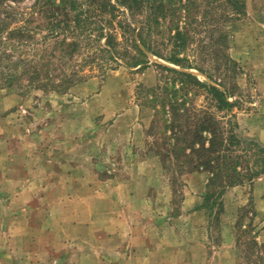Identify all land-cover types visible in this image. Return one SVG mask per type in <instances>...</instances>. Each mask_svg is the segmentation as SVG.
Segmentation results:
<instances>
[{"label": "rangeland", "instance_id": "1", "mask_svg": "<svg viewBox=\"0 0 264 264\" xmlns=\"http://www.w3.org/2000/svg\"><path fill=\"white\" fill-rule=\"evenodd\" d=\"M242 2L238 9L224 4L207 11L200 9L206 18L195 31L192 25L187 47L180 54L186 56L185 64L201 67L216 80L225 81L233 93L229 98L234 100L228 110L231 116H223L226 109L210 104L203 90L185 99L178 92L175 101L173 92L180 86V76L160 64L209 81L195 67H181L150 56L149 64L141 68L123 60H108L111 67L103 69L97 64L106 59L100 52L92 63V74L62 91L34 85L13 90L0 87V165L11 161V156H17L19 163L29 161L37 172L40 164L47 165L42 175L50 179L57 172L59 181L67 185L65 196L75 188L91 195L97 210L105 206L99 195L105 192V181L117 179L134 188L135 177L145 176L152 186L148 190L151 202L143 206V224L151 231L154 222V226H161L162 234L168 215L181 212L185 195L195 193L191 190L195 183L190 188L188 181L197 171H189L190 165L175 154L189 150L191 134L177 143L167 121L178 109L185 129L194 121L188 122L186 113L207 109L208 116L222 119L221 125L228 131L231 128L239 139L227 153L232 155L242 180L226 186L219 178L208 182L210 197L203 202L209 230L208 258L215 264L226 257L214 252L225 242L222 221L230 212L238 264H264V242L258 240L264 213L256 210L250 195L253 181L264 175H252L261 169L260 159L264 157V0ZM170 45L159 47L167 54ZM200 170L211 176L209 169ZM69 179L84 184L71 187ZM235 186L240 188L232 190ZM140 207L137 202L131 205L127 226L141 221ZM171 227L181 232L183 223L174 221Z\"/></svg>", "mask_w": 264, "mask_h": 264}, {"label": "trees", "instance_id": "2", "mask_svg": "<svg viewBox=\"0 0 264 264\" xmlns=\"http://www.w3.org/2000/svg\"><path fill=\"white\" fill-rule=\"evenodd\" d=\"M219 4L232 9L244 5L242 0H0V87L13 90L34 85L62 91L92 74V63L100 52L106 56L97 61L103 69L111 67L108 60L141 68L149 64L150 56L195 67L185 64L187 58L180 54L187 47L192 25L195 31L206 18L205 11ZM202 8L205 11L199 13ZM170 43V52L165 54L159 46ZM160 66L180 76V86L173 92L175 101L178 92L185 99L203 90L210 104L226 109L223 116L229 114L233 93L223 79L216 80L201 67L195 68L209 81ZM208 111L186 113L188 122L194 121L184 129L175 109L167 122L176 142L191 134L189 150L175 153L176 157L185 159L189 171L209 169L208 182L219 178L225 186L240 184L236 164L227 153L239 139L230 127L228 131L221 125L222 119L208 116ZM260 160L261 169L252 175L264 172V157ZM209 185L204 202L210 197Z\"/></svg>", "mask_w": 264, "mask_h": 264}, {"label": "crops", "instance_id": "3", "mask_svg": "<svg viewBox=\"0 0 264 264\" xmlns=\"http://www.w3.org/2000/svg\"><path fill=\"white\" fill-rule=\"evenodd\" d=\"M11 158L0 165V264H211L203 205L208 171L190 174L188 185L191 188L195 183V189L191 188L195 193L185 195L181 212L168 215L167 227L160 234L161 226L153 222L149 231L143 224V206L151 202L148 190L152 185L147 177L136 176L134 188L117 179L105 181V192L99 194L105 206L97 210L91 195L75 188L67 200V185L59 181L58 173L50 179L42 175L47 165L40 164L37 172L29 161L19 163L17 156ZM75 181L69 179L68 186L84 184ZM250 190L256 210L264 213V175L253 181ZM135 202L141 205L140 212L136 211L141 221L127 226V213ZM232 216L225 214V242L214 252L226 257L215 264H238ZM174 221L183 223L181 232H174ZM258 240L264 242V226Z\"/></svg>", "mask_w": 264, "mask_h": 264}]
</instances>
